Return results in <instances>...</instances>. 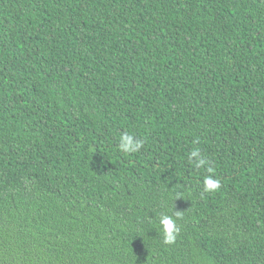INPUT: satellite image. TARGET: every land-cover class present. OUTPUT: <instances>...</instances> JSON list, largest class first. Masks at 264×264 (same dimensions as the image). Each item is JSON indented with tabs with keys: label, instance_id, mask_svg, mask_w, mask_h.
<instances>
[{
	"label": "trees",
	"instance_id": "16d2710c",
	"mask_svg": "<svg viewBox=\"0 0 264 264\" xmlns=\"http://www.w3.org/2000/svg\"><path fill=\"white\" fill-rule=\"evenodd\" d=\"M0 264H264V0H0Z\"/></svg>",
	"mask_w": 264,
	"mask_h": 264
},
{
	"label": "clouds",
	"instance_id": "9594fccd",
	"mask_svg": "<svg viewBox=\"0 0 264 264\" xmlns=\"http://www.w3.org/2000/svg\"><path fill=\"white\" fill-rule=\"evenodd\" d=\"M143 147V141L136 138L134 135L125 132L120 136L119 140V150L124 153H135L138 152ZM189 161L194 164L196 168L205 167L207 161L201 157L200 150L194 149L189 154ZM209 172L212 171L211 168L208 169ZM203 190L206 193H213L217 191L220 186V180L214 178L212 175L206 176L203 180ZM179 198V197H178ZM180 216L179 211H174L172 215L161 214L159 217V224L161 226V232L163 235V243L171 244L175 242L177 235L180 232L177 219Z\"/></svg>",
	"mask_w": 264,
	"mask_h": 264
}]
</instances>
